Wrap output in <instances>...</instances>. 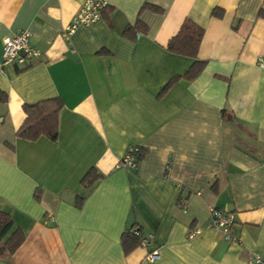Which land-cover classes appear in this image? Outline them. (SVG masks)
Masks as SVG:
<instances>
[{
	"label": "crops",
	"instance_id": "obj_1",
	"mask_svg": "<svg viewBox=\"0 0 264 264\" xmlns=\"http://www.w3.org/2000/svg\"><path fill=\"white\" fill-rule=\"evenodd\" d=\"M105 1L98 22L68 35L82 0H0V212L13 222L3 242L24 237L0 264L264 260V0ZM186 20L204 31L192 81L193 61L167 51ZM21 30L39 57L3 67L2 40ZM52 99L56 139L17 138L23 106ZM131 147L137 168H117ZM91 170L102 178L87 191ZM211 209L234 215L237 241L210 227ZM129 228L149 246L125 254Z\"/></svg>",
	"mask_w": 264,
	"mask_h": 264
},
{
	"label": "trees",
	"instance_id": "obj_2",
	"mask_svg": "<svg viewBox=\"0 0 264 264\" xmlns=\"http://www.w3.org/2000/svg\"><path fill=\"white\" fill-rule=\"evenodd\" d=\"M107 8L102 12V17ZM212 16L221 17L222 11L215 9L212 12ZM259 17L264 18V11H260ZM142 29H144V27L137 24L133 31L139 33ZM203 35L204 31L202 28L195 25L190 20H186L177 35L173 37L167 45V51L169 53L193 61L192 66L184 76V79L187 81L195 79L204 68L205 63L197 59ZM177 80L178 78L169 83L164 91ZM4 102H6V96L0 92V103ZM61 108L62 104L58 99L46 100L32 105H24L23 111L26 115V120L18 130L16 137L27 141H35L44 137L54 141L57 137V116ZM142 156L143 152L139 149L135 154L136 160L139 161ZM101 178V175L96 174L94 170H91L83 178L81 186L89 191ZM82 203L83 198L78 199L76 207L80 208ZM12 226V219L8 215L0 212V259L12 256L24 241L23 234L20 231H15L5 242H3L4 237L12 229ZM140 242L141 231L136 228H129L121 238V244L125 254L138 248Z\"/></svg>",
	"mask_w": 264,
	"mask_h": 264
},
{
	"label": "built area",
	"instance_id": "obj_3",
	"mask_svg": "<svg viewBox=\"0 0 264 264\" xmlns=\"http://www.w3.org/2000/svg\"><path fill=\"white\" fill-rule=\"evenodd\" d=\"M106 8L107 4L105 0H82L78 12L68 26H66L65 33L70 35L79 27H89L95 24L102 18V12ZM30 37L31 34L28 31L21 30L3 38L1 52V65L3 67L15 65L26 68L39 57V53L30 45ZM138 150L136 147L129 148L124 157L117 163V168L136 169L135 154ZM209 214L210 227L217 230L225 242L231 243L237 241L233 234L235 219L232 213L211 209ZM197 234V230L192 231L188 235V239H192ZM149 241L150 236L142 237L141 235L140 246L147 248ZM145 259L153 262L158 259V254L156 251H151ZM245 264H264V260L258 255H251Z\"/></svg>",
	"mask_w": 264,
	"mask_h": 264
}]
</instances>
